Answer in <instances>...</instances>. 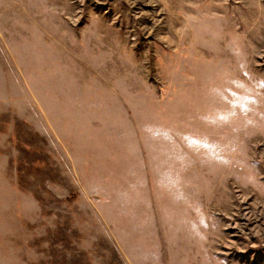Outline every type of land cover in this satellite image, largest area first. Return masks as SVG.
Wrapping results in <instances>:
<instances>
[{"label":"rangeland","instance_id":"374dc122","mask_svg":"<svg viewBox=\"0 0 264 264\" xmlns=\"http://www.w3.org/2000/svg\"><path fill=\"white\" fill-rule=\"evenodd\" d=\"M0 264H264V0H0Z\"/></svg>","mask_w":264,"mask_h":264}]
</instances>
